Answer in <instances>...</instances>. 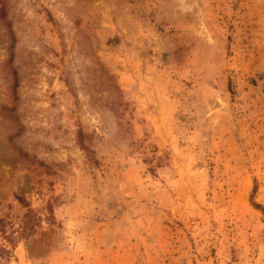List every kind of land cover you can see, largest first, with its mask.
Wrapping results in <instances>:
<instances>
[{
    "label": "rangeland",
    "instance_id": "374dc122",
    "mask_svg": "<svg viewBox=\"0 0 264 264\" xmlns=\"http://www.w3.org/2000/svg\"><path fill=\"white\" fill-rule=\"evenodd\" d=\"M0 264H264V0H0Z\"/></svg>",
    "mask_w": 264,
    "mask_h": 264
}]
</instances>
